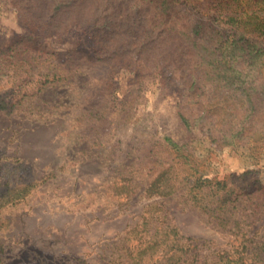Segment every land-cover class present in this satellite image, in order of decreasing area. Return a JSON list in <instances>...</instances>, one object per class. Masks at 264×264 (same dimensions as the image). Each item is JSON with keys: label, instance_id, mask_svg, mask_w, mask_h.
Instances as JSON below:
<instances>
[{"label": "rangeland", "instance_id": "1", "mask_svg": "<svg viewBox=\"0 0 264 264\" xmlns=\"http://www.w3.org/2000/svg\"><path fill=\"white\" fill-rule=\"evenodd\" d=\"M21 1L0 0L6 46L43 28ZM182 1L202 15L213 0ZM43 35L62 78L0 89V264H134L171 229L188 259L264 254V141L219 140L215 104L185 92L181 71L139 63L134 48L106 57L104 29Z\"/></svg>", "mask_w": 264, "mask_h": 264}, {"label": "trees", "instance_id": "2", "mask_svg": "<svg viewBox=\"0 0 264 264\" xmlns=\"http://www.w3.org/2000/svg\"><path fill=\"white\" fill-rule=\"evenodd\" d=\"M21 5L43 28H33L32 22L29 35L8 46L0 41V89L25 78L39 77L42 86L62 78L57 53L43 41L45 28L104 29L106 57L114 51L122 57L134 48L130 53L139 63L166 73L181 71L185 92L215 104L208 115L219 124V140L264 141V16L259 19L258 8L264 0H213L202 15L195 5L184 8L182 0H24ZM7 97L8 92L0 94V103ZM182 120L190 126V118ZM156 234L131 257L134 264H264V254L252 260L242 255L247 247L210 263L188 259L191 247L173 229Z\"/></svg>", "mask_w": 264, "mask_h": 264}]
</instances>
